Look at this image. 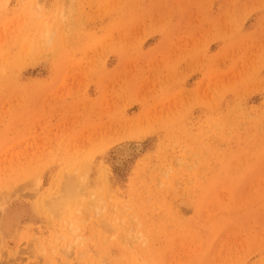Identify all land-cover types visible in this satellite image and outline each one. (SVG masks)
<instances>
[{
  "label": "rangeland",
  "instance_id": "rangeland-1",
  "mask_svg": "<svg viewBox=\"0 0 264 264\" xmlns=\"http://www.w3.org/2000/svg\"><path fill=\"white\" fill-rule=\"evenodd\" d=\"M0 264H264V0H0Z\"/></svg>",
  "mask_w": 264,
  "mask_h": 264
},
{
  "label": "bare ground",
  "instance_id": "bare-ground-1",
  "mask_svg": "<svg viewBox=\"0 0 264 264\" xmlns=\"http://www.w3.org/2000/svg\"><path fill=\"white\" fill-rule=\"evenodd\" d=\"M125 154H126V153H125ZM67 177H68V176H67ZM81 178H82V177H81ZM62 179H64V177H63ZM64 180H65V179H64ZM67 180H68L67 178H66V182H64L63 180H61V181H63V182H61V183H63V185H64V190H65L64 193H65L67 196H68V194L71 195L70 198H72V196H73L72 194L74 193V195H75V193H76L75 190H77V189L79 188V187H78L79 185H78V183H77L78 181L76 182V183H77V186L75 187V186L72 185V182H74V181H72L70 178H69L68 181H67ZM70 180H71L72 182H71ZM76 183H75V184H76ZM73 184H74V183H73ZM75 184H74V185H75ZM61 185H62V184H61ZM61 185H60V186H61ZM80 185H81V184H80ZM61 187H62V186H61ZM61 187H60V191H59V193H58L57 195H59L60 192L62 193ZM77 187H78V188H77ZM57 188H58V187H57ZM81 188H82V187H81ZM81 188H80V189H81ZM55 193H56V192H55ZM67 193H68V194H67ZM77 193H78V192H77ZM62 195H63V193H62ZM67 196H66V197L63 196V197L67 198ZM60 197H61V194H60ZM75 197H76V196H75ZM61 198H62V197H61ZM70 198L68 197V199H70ZM92 198H93V197H92ZM52 199H53V198H51L50 200H52ZM54 199H55V198H54ZM56 199H58V196H57ZM68 199H65V200L68 202ZM73 199H74V196H73ZM47 200H48V199H47ZM61 200H63V202H64V199H61ZM48 201H49V200H48ZM53 201H54V200H53ZM53 201H51V202L53 203ZM70 201H71V203H72V200H71V199H70ZM70 201H69V202H70ZM46 202H47V201L45 200V204H44V205H47ZM51 202H50V203H51ZM54 202H55V204H54L53 206L55 207V206H56V203H57V200H55ZM52 203H51V204H52ZM59 203H61V202H59V200H58V205L60 206L61 204H59ZM90 203H91V202H90ZM51 204H50V205H51ZM63 204L65 205L66 203L64 202ZM67 204H68V203H67ZM92 204H93V203H92ZM50 205L48 204L49 208H50ZM64 205H63V206H64ZM42 206H43V205H42ZM39 207H40V206H39ZM45 207H46V206H44V208H45ZM51 207H52V206H51ZM54 207H52V209H53ZM57 207H58V206H57ZM60 207H61V206H60ZM60 207H59V208H60ZM40 208H41V207H40ZM49 208H48L47 210H49ZM62 210H63V209H62ZM62 210H61V211H62ZM54 211H57V210H55V208H54ZM45 212H46V211H45ZM59 212H60V211H59ZM48 214H49V213H48Z\"/></svg>",
  "mask_w": 264,
  "mask_h": 264
}]
</instances>
